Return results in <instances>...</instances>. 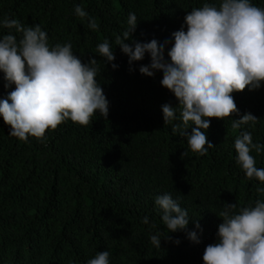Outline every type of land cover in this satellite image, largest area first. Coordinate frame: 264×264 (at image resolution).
Segmentation results:
<instances>
[{
	"label": "trees",
	"instance_id": "16d2710c",
	"mask_svg": "<svg viewBox=\"0 0 264 264\" xmlns=\"http://www.w3.org/2000/svg\"><path fill=\"white\" fill-rule=\"evenodd\" d=\"M205 2L218 4V0H0V21L39 25L50 47L70 43L82 62L97 60V84L109 109L106 119L97 112L87 126L66 120L42 139L29 136L27 141L10 136V126L0 116V264H87L103 251L109 252V264H204L206 246L218 242L224 203H236L238 211L258 199L264 201V193L257 192L264 184L246 178L234 148L243 130L251 132L253 143L264 145V84L232 94L238 114L212 119L209 129L202 130L214 147L201 156L188 148L186 138L172 134L178 120L164 123L162 105L176 107L178 101L162 87V72L152 77L140 74V66L150 64V55L129 65L115 43L128 28L129 13H135L136 30L126 43L167 41L165 59L170 62L172 33L182 27L187 31L186 14ZM251 2L264 8V0ZM76 6L95 19L96 30L88 27V18L76 15ZM9 31L0 26V36ZM104 40L113 49L116 69L96 51ZM14 89L0 72V100ZM245 113L259 121L234 130L232 121ZM193 127L187 130L189 135ZM250 154L256 167L264 168V151ZM164 194L187 210L186 230L168 233L155 204ZM197 220L200 229L195 228ZM192 231L199 243L188 239ZM156 234L160 248L151 244L150 237Z\"/></svg>",
	"mask_w": 264,
	"mask_h": 264
},
{
	"label": "clouds",
	"instance_id": "9594fccd",
	"mask_svg": "<svg viewBox=\"0 0 264 264\" xmlns=\"http://www.w3.org/2000/svg\"><path fill=\"white\" fill-rule=\"evenodd\" d=\"M75 13L81 19L88 18L80 6L75 7ZM185 24L187 31L182 27L172 33L174 44L167 52L170 62L165 59L167 41L126 43L136 30L135 13H129L128 28L122 36H116L115 43L128 56L129 65L142 61L146 53L150 55V64L141 65L140 74L152 77L154 72H162V87L178 101L176 107L162 105L164 123L178 120L172 125V134L186 138L188 148L203 156L214 146L202 130L209 129L212 119L238 114L232 94L246 88L256 90L264 84V8L251 0L205 2L186 14ZM0 26L10 30L0 36V72L9 85H15L8 97L0 100V116L10 126V136L21 141L29 136L42 139L47 130H55L66 120L87 126L97 112L107 118L108 101L97 84V60L82 62L73 54L70 43L50 47L47 33L39 25L25 26L16 19L4 18ZM88 27L98 28L95 19L88 18ZM96 51L108 63L116 59L108 40L99 43ZM112 67L118 66L112 63ZM258 121L253 114L245 113L234 119L231 127L241 129ZM192 125L195 127L189 135L187 130ZM234 148L236 162L246 178L264 184V168H257L250 154L264 151V145L253 143L251 132L243 130ZM187 154L185 151L182 158ZM257 192L264 193V188L258 187ZM155 204L168 233L187 229L188 212L170 194L157 196ZM219 218L218 242L206 246L204 264H264V201L258 199L254 206L238 211L236 203H224ZM143 223H149L148 217ZM195 228L200 229L198 220ZM187 236L199 243L195 231ZM150 240L160 248L159 234ZM87 264H109V252H98Z\"/></svg>",
	"mask_w": 264,
	"mask_h": 264
}]
</instances>
